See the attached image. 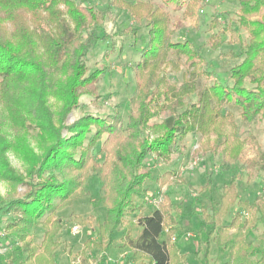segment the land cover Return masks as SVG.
Listing matches in <instances>:
<instances>
[{
    "label": "trees",
    "instance_id": "16d2710c",
    "mask_svg": "<svg viewBox=\"0 0 264 264\" xmlns=\"http://www.w3.org/2000/svg\"><path fill=\"white\" fill-rule=\"evenodd\" d=\"M152 1L117 0L124 10L137 15L139 8H151ZM166 1L176 7L185 3L188 12L192 11L197 0ZM237 2V23L248 39L241 51L243 59L229 70L231 85L212 81L198 86L196 80L199 74H206L201 70L205 60L199 49L187 40H172L173 32L168 29L166 14L150 13L146 24L148 40L140 60L135 64L138 92L129 100L130 113L126 124H118L119 117L115 114V125L114 121L111 124V121L92 115L65 125L67 115L78 105L79 89L100 74L95 71L84 76L87 69L85 56L103 39L99 20L104 18L107 10L95 12L92 8L81 9L71 0H0V179L13 189L20 183L28 187V192L22 197L12 196L7 200L0 196V212L4 209L12 214V222L4 227L3 239L15 240L27 251L26 258L19 264H56L58 243L54 239L62 229V222L53 216L78 196L77 191H82L78 175L88 152L93 151L99 143L100 132L108 135L117 133L115 138L108 139L105 148L115 141L120 144L136 141L138 144L132 156H120L119 161L126 170L127 178L123 179V172L118 178L122 169H113V176L117 178L109 185L107 177L95 174L100 186L103 184L107 186L108 192H115L112 198L109 194L105 199L101 198L105 206V218L98 227V233L100 236L107 234L109 238L121 225L125 213L136 210L134 198L142 194L143 181L148 178L147 174H140L139 169L148 153L166 157L179 140L189 133H198L201 139L194 153L218 157L222 172L229 171L232 165L240 162L241 145L228 149L227 140L222 136L221 127L227 122L226 119L229 118L231 122L233 115L227 112L225 116L220 109L223 104H229L239 109L243 120L252 122L260 119L264 122V0ZM60 6L67 8V16L72 20L74 29L64 18L66 12ZM83 10L88 13L87 19L81 14ZM217 26L218 20L213 18L210 28L216 29ZM223 32H229V37L241 47L242 38L237 30L225 28ZM138 40L139 37H136L135 41ZM208 45L213 51L220 49V35L211 34ZM170 55H174L176 60L184 58L182 64L186 71L178 87L168 85L164 77L167 66L177 67V62L170 59ZM62 74L65 77L63 80L60 79ZM246 81L251 87H246ZM141 82L145 84V90L141 88ZM191 94L196 96V101H188L186 108L178 110L176 107L183 106V99ZM50 96L61 100L59 109L51 110L48 102ZM161 112L167 115L154 126L159 129L161 136L152 140H139L137 135L140 127L147 128L148 121ZM7 120L17 132L32 127L36 129L39 154L28 144L26 136L7 138L3 132ZM92 126L96 131L90 135ZM14 128L13 133L16 131ZM213 135L215 138L211 139ZM86 139L89 141L83 146ZM78 147H81V151L77 158ZM9 148L23 159L27 172L25 176L9 167L5 156ZM259 156L264 159L263 153L259 152ZM54 171L59 174V178ZM45 172L49 174L45 175ZM212 175L213 172L205 173L207 188L211 187ZM234 191L231 182L223 186L219 202L204 211L209 226L205 236L206 246L209 247L211 238L210 242L217 248L228 251L230 258L224 264H261L264 262V246L260 250V258L252 261L248 252L254 248L245 242V236L257 223H264V199L256 198L249 205L238 202L247 218L243 220L241 214L237 213L230 225L224 226L221 218L238 199ZM105 202L112 204L109 206ZM171 209L169 204H163L136 220L139 233L135 238H124V246L131 251L125 264L184 262L185 256L179 253L177 244L170 243V239L177 234ZM75 221L84 223L81 218H75ZM39 224L45 229L40 252L31 246L27 238ZM162 234L166 235L165 241L160 240ZM83 264H105L104 254L94 263L83 260ZM200 264H209L207 254Z\"/></svg>",
    "mask_w": 264,
    "mask_h": 264
},
{
    "label": "rangeland",
    "instance_id": "374dc122",
    "mask_svg": "<svg viewBox=\"0 0 264 264\" xmlns=\"http://www.w3.org/2000/svg\"><path fill=\"white\" fill-rule=\"evenodd\" d=\"M71 1L81 9L92 8L95 12L107 11L104 18L99 20L100 36H103V39L96 43L85 56L87 69L84 76L93 74L95 71H99L100 74L94 81L79 89L78 105L67 115L64 120L65 125H70L86 115L106 119L115 125L113 119L115 114L119 117L117 118L118 124L120 122L123 125L126 124L130 113L129 100L138 92L135 64L140 60L142 49L148 40L146 24L150 19V13L166 14L168 29L173 32L172 40H187L199 49L205 60L201 70L206 74H199L196 80L198 86L209 84L212 81L231 85L229 70L244 57L241 51L248 37L237 23V0H197L192 11L188 12L185 3L176 7L166 0H153L152 7L139 8L138 15L135 12L124 10L117 0ZM60 9L66 12L64 18L74 29L72 20L67 16V8L60 6ZM81 14L87 19V12L84 11ZM213 18L218 20L216 29L210 28V21ZM225 28L234 29L240 33L241 47L229 37V32H223ZM135 31L136 33H133ZM214 33H218L222 41V46L216 51L208 45L209 37ZM136 37H139L137 42ZM169 58L177 62V67L167 66L164 77L168 85L178 87L186 71L182 64L184 58L180 57L176 60L174 55H170ZM63 77L64 74L60 75V79ZM245 85L251 87L248 81ZM141 86L144 90L146 89L143 82ZM188 101L195 102L196 96L191 94L185 97L184 105L176 108L178 110L186 108ZM48 102L52 111L61 106V100L53 96L49 97ZM220 110L225 116L227 112L233 115V120L230 122L229 118L226 119L227 122L221 127L225 135L222 136L227 140L228 149L236 148L238 144L241 145L240 162L232 165L229 171L222 172L218 157L194 153L193 150L197 149L201 139L198 133H189L179 140L172 146L171 153L166 157L158 156L154 152L148 153L139 169V173L147 174L148 178L143 181L142 194L134 198L136 210L125 213L121 225L111 238L107 234L100 236L98 227L105 218V206L101 203V198L105 199L108 194L112 198L115 192L111 190L108 192L107 186L104 187L103 184L100 186L95 174L107 177L109 185L123 173H125L123 179L127 178L126 170L119 161L120 156H132L138 144L136 141H129L125 144L115 141L105 148L108 139L115 138L117 133L108 135L100 132L99 143L93 151L88 152L84 167L78 175V180L82 182V191L76 192L78 196L68 206L54 213L53 218L60 219L62 222V229L54 239L58 243L55 251L56 264H83V260L87 263H94L102 254H104L105 264H125L131 251L124 246V238L126 236L135 238L139 233L136 220L160 208L163 204L172 206L170 213L175 219L177 234L170 239V243L177 244L179 253L185 256L182 264H200L205 254H207L209 264H224L228 261L229 252L217 248L210 242L211 238L209 247L206 246L205 236L209 231V226L205 220L204 211L219 202L223 186L230 182L234 185V192L238 195V199L228 208V213L221 218L222 225H230L237 213L241 214L243 220L247 218L246 212L241 209L238 202H246L249 205L256 198L264 199V159L259 156V152L264 155V122L260 119L252 122L243 120L239 115V109L229 104H223ZM166 115L165 112H161L148 121L147 128L140 127L138 139L152 140L159 136V129L154 126H157ZM5 123L3 127L6 129L3 132L7 134L8 139L26 136L34 152L40 153L37 150L35 138L38 132L36 133L34 127L17 132L18 130L11 122L7 120ZM12 128L16 130L14 133ZM95 131L96 129L92 126L90 135ZM214 138L213 135L211 139ZM88 141L89 139L84 140L83 146H86ZM80 151L81 147H78L76 149L77 158ZM5 156L9 167L17 174L22 176L27 174L23 159L14 149L9 148ZM116 168L122 169L119 173L117 171V177L113 176V169ZM207 172H213L210 188L205 187V173ZM54 174L60 177L56 171ZM27 192L28 187L24 183L18 184L13 189L7 182L0 179V196L3 199L9 200L12 196L22 197ZM96 200H99L97 204ZM111 204L107 205L111 206ZM15 214L19 215V212ZM11 215L4 209L0 212V264H19L27 256V251L20 243L11 239L4 240L2 237L5 233L4 227L12 222ZM75 218L83 219L84 223H77ZM44 232L42 224H39L27 236L31 246L38 248V252L42 248ZM160 240L165 241L166 235L162 234ZM245 242L254 248L248 252L249 258L252 261L258 260L261 256L260 250L264 246L263 222L257 223L249 231L245 236Z\"/></svg>",
    "mask_w": 264,
    "mask_h": 264
},
{
    "label": "built area",
    "instance_id": "2783aa9c",
    "mask_svg": "<svg viewBox=\"0 0 264 264\" xmlns=\"http://www.w3.org/2000/svg\"><path fill=\"white\" fill-rule=\"evenodd\" d=\"M75 230H76V228H75Z\"/></svg>",
    "mask_w": 264,
    "mask_h": 264
}]
</instances>
